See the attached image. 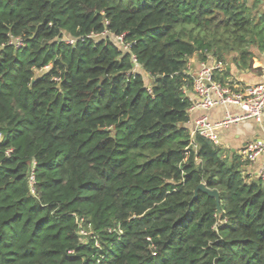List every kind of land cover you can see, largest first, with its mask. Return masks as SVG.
<instances>
[{
	"label": "trees",
	"instance_id": "trees-1",
	"mask_svg": "<svg viewBox=\"0 0 264 264\" xmlns=\"http://www.w3.org/2000/svg\"><path fill=\"white\" fill-rule=\"evenodd\" d=\"M258 5L0 0V264H264V178L184 93L191 57L264 59Z\"/></svg>",
	"mask_w": 264,
	"mask_h": 264
},
{
	"label": "built area",
	"instance_id": "built-area-1",
	"mask_svg": "<svg viewBox=\"0 0 264 264\" xmlns=\"http://www.w3.org/2000/svg\"><path fill=\"white\" fill-rule=\"evenodd\" d=\"M115 37L123 44L124 48L128 47L127 43H123V34ZM133 60L135 62L134 58ZM224 66L223 62L197 59L194 62L189 59L187 63V73L192 80L191 87L184 88V93L190 101L189 110L193 108L209 109L217 105H222L225 108L233 105L239 109V112L236 113H231L226 109L225 115L216 121L210 120L206 115L195 117L190 129L191 139L194 135H199L218 145L220 139L217 131L219 128L245 119H253L257 122L262 120L264 115V81L249 85L237 82L223 84L215 79L214 75ZM148 90L150 91V87ZM260 155H264V141L261 139L246 143L240 150L241 158L249 162L254 161ZM257 175L264 178V161L258 169ZM32 178L33 176H31ZM81 233L85 234L86 232L81 230Z\"/></svg>",
	"mask_w": 264,
	"mask_h": 264
},
{
	"label": "crops",
	"instance_id": "crops-1",
	"mask_svg": "<svg viewBox=\"0 0 264 264\" xmlns=\"http://www.w3.org/2000/svg\"><path fill=\"white\" fill-rule=\"evenodd\" d=\"M251 1L254 0H247ZM259 5H264V0H258ZM259 58L257 61V71L252 69L239 70L233 65L230 66L229 81L237 82L242 85L254 84L260 81H264V59L260 55H256ZM190 60L194 62L195 57H191ZM229 110L231 113L239 112L236 106L230 105L225 108L222 105H217L209 109L193 108L189 110V121L187 127L190 130L192 128L193 119L200 115H206L210 120L216 121L221 119L225 115V111ZM219 135V146L224 154L231 156V154L240 155L241 148L248 142L253 140L264 141V115L260 122L253 119H245L235 124H229L221 127L217 131ZM264 161V155L258 156L254 161L249 162L244 166V172L249 175V179L257 174L258 169Z\"/></svg>",
	"mask_w": 264,
	"mask_h": 264
},
{
	"label": "water",
	"instance_id": "water-1",
	"mask_svg": "<svg viewBox=\"0 0 264 264\" xmlns=\"http://www.w3.org/2000/svg\"><path fill=\"white\" fill-rule=\"evenodd\" d=\"M198 191H202V192L206 193L208 196L213 197L215 199V201H216V209L218 211H220V208H219V195H218V192L215 189H210V188H208L205 185L204 182H201L195 187L193 198L196 196Z\"/></svg>",
	"mask_w": 264,
	"mask_h": 264
},
{
	"label": "rangeland",
	"instance_id": "rangeland-1",
	"mask_svg": "<svg viewBox=\"0 0 264 264\" xmlns=\"http://www.w3.org/2000/svg\"><path fill=\"white\" fill-rule=\"evenodd\" d=\"M116 1H119V0H116ZM248 3L250 4L251 1H248ZM253 12H254V13H256V12L264 13V5H262V6H261V5L256 6V7L254 8ZM232 57H233V54H232V53L226 55L225 63H227V65H229V66L233 65V63H232ZM258 57H259V56H258ZM258 57H257V56H254V58H253V62H252V65H251V67H252L255 71H257L255 68L257 67V61L259 60ZM258 62H259V61H258ZM242 71H243V70H242ZM257 72H258V71H257Z\"/></svg>",
	"mask_w": 264,
	"mask_h": 264
}]
</instances>
